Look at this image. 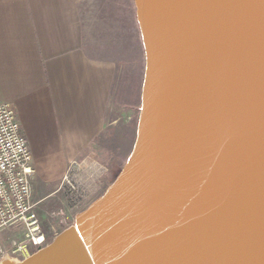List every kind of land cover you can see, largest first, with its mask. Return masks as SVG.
I'll return each instance as SVG.
<instances>
[{"label":"water","instance_id":"water-1","mask_svg":"<svg viewBox=\"0 0 264 264\" xmlns=\"http://www.w3.org/2000/svg\"><path fill=\"white\" fill-rule=\"evenodd\" d=\"M135 143L51 244L0 264H264V0H134Z\"/></svg>","mask_w":264,"mask_h":264},{"label":"crops","instance_id":"crops-1","mask_svg":"<svg viewBox=\"0 0 264 264\" xmlns=\"http://www.w3.org/2000/svg\"><path fill=\"white\" fill-rule=\"evenodd\" d=\"M82 3L0 0V105L14 106L29 142L32 192H47L39 203L51 199L71 164H94L90 149L114 91L116 64L85 49ZM20 234L0 232V249Z\"/></svg>","mask_w":264,"mask_h":264},{"label":"rangeland","instance_id":"rangeland-1","mask_svg":"<svg viewBox=\"0 0 264 264\" xmlns=\"http://www.w3.org/2000/svg\"><path fill=\"white\" fill-rule=\"evenodd\" d=\"M82 12L86 51L91 57L113 61L117 75L105 130L90 149L94 164L78 165L72 174L80 190L72 194L62 180L51 199L41 203L38 199L47 192H33L46 246L73 226L77 216L113 183L132 152L140 115L145 54L134 0H83ZM13 238L21 242L23 234Z\"/></svg>","mask_w":264,"mask_h":264},{"label":"built area","instance_id":"built-area-1","mask_svg":"<svg viewBox=\"0 0 264 264\" xmlns=\"http://www.w3.org/2000/svg\"><path fill=\"white\" fill-rule=\"evenodd\" d=\"M71 164L63 181L73 194L80 190L72 177ZM32 154L12 104L0 105V232L21 231L23 241L13 242L8 251L0 249V258L9 252L25 259L46 246V235L33 202Z\"/></svg>","mask_w":264,"mask_h":264}]
</instances>
